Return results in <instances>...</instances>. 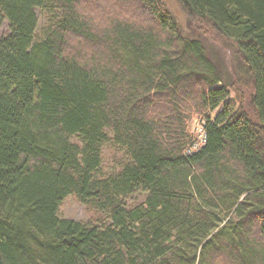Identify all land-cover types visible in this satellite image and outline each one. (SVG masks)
<instances>
[{
	"label": "trees",
	"instance_id": "obj_1",
	"mask_svg": "<svg viewBox=\"0 0 264 264\" xmlns=\"http://www.w3.org/2000/svg\"><path fill=\"white\" fill-rule=\"evenodd\" d=\"M88 1L0 0V264H264V0Z\"/></svg>",
	"mask_w": 264,
	"mask_h": 264
},
{
	"label": "rangeland",
	"instance_id": "obj_2",
	"mask_svg": "<svg viewBox=\"0 0 264 264\" xmlns=\"http://www.w3.org/2000/svg\"><path fill=\"white\" fill-rule=\"evenodd\" d=\"M167 7L171 11V13L176 17L178 22L181 25V29L183 33L189 37H195V36H201L204 37V40L208 43V48L210 51L214 50L217 54L220 53L224 55V53H227L226 48H230V46H227L228 42L224 43L223 41L219 40L218 36L213 37V33H203L202 31L204 28L202 26H198L197 23L193 22V20L184 12L181 4L177 0H164ZM90 2V3H89ZM113 1L109 0H89L88 3L92 5L91 7L95 6V4H101L102 6H105V12L106 14H109L111 17H115L117 11L119 10V5L116 6L115 3H112ZM112 3V4H111ZM122 10V8H121ZM95 11V10H94ZM96 12V11H95ZM97 13V12H96ZM134 15V14H133ZM39 27H38V33L37 38H41L44 34V29L46 28V20L42 13H40L39 16ZM98 18V17H97ZM200 28H198V27ZM201 30V31H200ZM9 31V23L7 19H5L1 13H0V37L4 36ZM212 34V35H211ZM228 56V55H227ZM229 57V56H228ZM230 57L228 61V67L230 68V71H234L236 69L237 64L230 62ZM233 66V67H232ZM239 92L238 96L242 98V96L245 99L244 107L245 109L251 111V106L248 104L249 102V90L244 88L242 85H239ZM236 96V93L232 94V97L234 98ZM218 111V110H217ZM213 112L212 116L217 112ZM202 122H206V116H198L196 115L192 121H191V130L194 136L197 134L199 135L200 132V126L203 125ZM112 154L109 156V159L105 160V165L109 167L111 165L112 161ZM59 215L61 217H67L72 218L79 221L89 222L97 218L98 214L91 208L90 206L86 205L82 201L78 199L75 195L68 196L63 203L61 204L59 208Z\"/></svg>",
	"mask_w": 264,
	"mask_h": 264
},
{
	"label": "built area",
	"instance_id": "obj_3",
	"mask_svg": "<svg viewBox=\"0 0 264 264\" xmlns=\"http://www.w3.org/2000/svg\"><path fill=\"white\" fill-rule=\"evenodd\" d=\"M203 125L200 126L199 135L195 136V140L193 142L192 147L190 148V152L199 150L206 142L207 132H206V122H202Z\"/></svg>",
	"mask_w": 264,
	"mask_h": 264
}]
</instances>
